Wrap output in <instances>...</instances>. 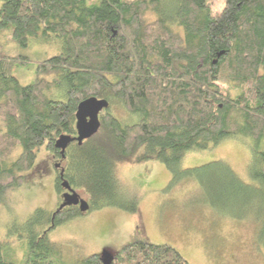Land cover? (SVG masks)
I'll return each mask as SVG.
<instances>
[{"label": "trees", "instance_id": "obj_1", "mask_svg": "<svg viewBox=\"0 0 264 264\" xmlns=\"http://www.w3.org/2000/svg\"><path fill=\"white\" fill-rule=\"evenodd\" d=\"M222 2L216 12L210 0H0V33L9 29L11 42L61 43L59 54L37 63L27 86L12 67L28 58L0 45V200L23 183L42 147L65 162L59 169L53 163L58 207H38L12 225L26 245L20 264H65L62 245L48 234L85 212L61 206L62 182L85 194L88 211L135 215L139 198L116 169L147 162L165 166L167 188L196 181L203 202L251 222L253 245L264 249V0ZM90 97L108 102L98 131L61 153L55 142L76 136L77 106ZM114 104L129 121L112 113ZM229 139L248 149V182L222 160L181 167L188 153ZM0 264H17L1 239ZM72 264L103 262L91 254ZM109 264L190 263L169 244L135 241Z\"/></svg>", "mask_w": 264, "mask_h": 264}, {"label": "rangeland", "instance_id": "obj_2", "mask_svg": "<svg viewBox=\"0 0 264 264\" xmlns=\"http://www.w3.org/2000/svg\"><path fill=\"white\" fill-rule=\"evenodd\" d=\"M210 1L213 11L221 9L222 0ZM9 33V29L0 33L1 50L11 56L22 54L28 58L26 64L12 67V75L20 85L27 86L35 79L37 63L59 54L61 43L56 39L47 42L30 40L25 48H21L9 40ZM111 111L122 121L130 119L116 104L112 105ZM247 151L240 141L229 139L215 148L188 153L181 167L222 160L240 179L248 182L244 171ZM56 162L58 169L65 164L52 158L42 147L34 167L24 174L23 183L6 189L0 200V239L14 248L17 264L23 259L26 245L11 231L12 225L23 224L38 207L48 210L58 207L61 199L54 189L56 171L53 163ZM116 176L126 190L138 196L137 214L117 208L91 210L52 230L49 238L62 245L65 264L91 254L100 255L103 251L116 256L125 244L135 241L169 244L190 264H264V249L252 242L254 227L249 224L251 222L212 211L203 202L196 181L185 180L173 189L167 188L170 173L158 162L120 165ZM75 191L86 199L81 190Z\"/></svg>", "mask_w": 264, "mask_h": 264}, {"label": "water", "instance_id": "obj_3", "mask_svg": "<svg viewBox=\"0 0 264 264\" xmlns=\"http://www.w3.org/2000/svg\"><path fill=\"white\" fill-rule=\"evenodd\" d=\"M108 108V102L105 99H98L96 97H90L81 101L75 112V131L76 136L71 138L67 135L60 136L55 142V147L61 150L63 153L67 145L71 142H77L81 144L83 140H86L93 136L99 129L100 112ZM59 165L56 164V167ZM62 187L66 190L63 193V203L61 206H74L79 209L81 213L88 211L89 206L86 200L80 198V196L67 184L62 182ZM113 256L103 251L101 253V260L103 264H109Z\"/></svg>", "mask_w": 264, "mask_h": 264}, {"label": "flooded vegetation", "instance_id": "obj_4", "mask_svg": "<svg viewBox=\"0 0 264 264\" xmlns=\"http://www.w3.org/2000/svg\"><path fill=\"white\" fill-rule=\"evenodd\" d=\"M56 164V163H55ZM58 169V168H57ZM63 192H66V190H64Z\"/></svg>", "mask_w": 264, "mask_h": 264}]
</instances>
